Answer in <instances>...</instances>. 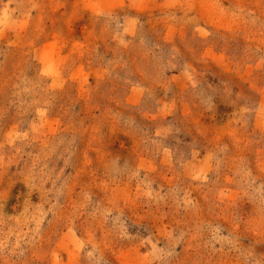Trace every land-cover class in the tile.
<instances>
[{"label":"rangeland","instance_id":"374dc122","mask_svg":"<svg viewBox=\"0 0 264 264\" xmlns=\"http://www.w3.org/2000/svg\"><path fill=\"white\" fill-rule=\"evenodd\" d=\"M0 264H264V0H0Z\"/></svg>","mask_w":264,"mask_h":264}]
</instances>
